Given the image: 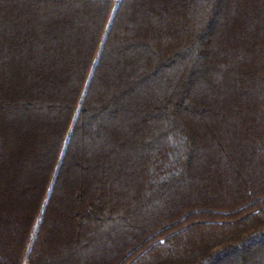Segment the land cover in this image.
I'll list each match as a JSON object with an SVG mask.
<instances>
[{"label": "trees", "instance_id": "trees-1", "mask_svg": "<svg viewBox=\"0 0 264 264\" xmlns=\"http://www.w3.org/2000/svg\"><path fill=\"white\" fill-rule=\"evenodd\" d=\"M0 264H264V0H0Z\"/></svg>", "mask_w": 264, "mask_h": 264}]
</instances>
